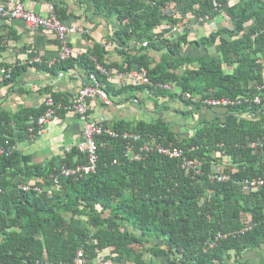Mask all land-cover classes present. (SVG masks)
I'll return each mask as SVG.
<instances>
[{
    "label": "trees",
    "instance_id": "trees-1",
    "mask_svg": "<svg viewBox=\"0 0 264 264\" xmlns=\"http://www.w3.org/2000/svg\"><path fill=\"white\" fill-rule=\"evenodd\" d=\"M44 1L51 2L65 24L61 0ZM90 1L95 17L116 23L113 43L120 65H105L108 53L95 45L91 55L96 62L85 56L51 67L5 65L0 70L11 67V76L0 88L17 83L29 67L56 78L78 63L87 79L95 74L105 85L98 63L121 73L145 69L154 85L174 83L181 94L143 84L135 88L177 99L189 108L187 116L204 108V100L233 104L219 108L220 117L200 121L188 135L178 134L163 117L113 127L139 135L141 140L133 143L137 151L142 144H172L200 174L181 169L179 159L154 152L130 161L125 141L107 135L96 138L105 145L98 147L95 172L78 180L60 175L62 167L87 163V155L76 148L44 164L19 149L0 156V264H74L78 251H83L84 264H94L106 249L112 250V262L129 264H251L246 255L264 251V185L243 192L241 183L264 178V150L248 148L264 139V0ZM223 20L228 25L190 37L192 25ZM175 27L182 28L176 36L167 29ZM133 41L147 46H130ZM103 89L108 96L115 94ZM185 93L197 101L185 100ZM50 95L54 102L62 97ZM254 96L259 104L253 103ZM45 109L44 103L15 112L0 107V147H18L19 140L30 138L29 129ZM220 172L229 180L211 181ZM52 175L58 176V189ZM22 185L41 192H25ZM129 228L140 235H131Z\"/></svg>",
    "mask_w": 264,
    "mask_h": 264
},
{
    "label": "crops",
    "instance_id": "crops-1",
    "mask_svg": "<svg viewBox=\"0 0 264 264\" xmlns=\"http://www.w3.org/2000/svg\"><path fill=\"white\" fill-rule=\"evenodd\" d=\"M12 1L3 0L0 1V5H9ZM21 2L26 10L38 15H47L48 5L51 4L44 0H21ZM61 2L62 9L67 12L65 24L76 29L69 35L72 57L79 59L86 56L95 62L96 59L91 52L93 47L98 45L104 47L108 53L103 60L105 65H120L122 59L115 51L116 49L108 48V45H115L113 43L115 21L95 17L90 0H61ZM194 26L196 25H192ZM203 26L200 27L204 29ZM192 31H194L193 28ZM172 35L176 36L173 33ZM0 37L2 38L0 40V68L5 65L31 63H41L47 67L55 65L51 63L58 58L60 48L52 32L31 29L19 19L0 18ZM152 57L158 59L160 55ZM108 72L109 76L105 80V85L101 84V86L111 88L115 93L108 96L112 104L105 105L100 99H96L90 103L89 112L90 119L102 121L108 129H113L114 125L121 121H152L163 117L166 121L173 123L178 134L188 135L199 125L200 121L220 117L223 113V110L219 108L209 110L204 107L181 119L176 116L180 110L174 103L178 101L177 99L155 97L146 90H138L135 87L142 84L133 81L127 73H121L116 68H110ZM16 82L0 88V107L6 111L15 112L37 108L45 104L47 99L52 98L50 92L62 96L59 102H54L61 113L56 110L55 118L44 125L41 135L19 140L18 149L31 155L34 163L44 164L76 148L82 139L84 123L67 108L68 105L61 101H70L87 83L85 67L78 63L76 67L59 74L56 78L45 71L29 67ZM10 87H13V90L9 89ZM168 105L170 109L166 107ZM184 109L187 110L186 106ZM29 130L37 133V123ZM129 230L131 235L137 237L140 235L137 230L131 228ZM251 254L255 255V261L249 259ZM258 254L259 252L248 253L246 259H249L251 264H262L258 260ZM113 257L111 249L103 250L94 264H129L125 260L112 262Z\"/></svg>",
    "mask_w": 264,
    "mask_h": 264
},
{
    "label": "built area",
    "instance_id": "built-area-1",
    "mask_svg": "<svg viewBox=\"0 0 264 264\" xmlns=\"http://www.w3.org/2000/svg\"><path fill=\"white\" fill-rule=\"evenodd\" d=\"M0 18H12L19 19L24 22L26 26L31 29H41L45 31L52 32L60 48L58 58L53 61L51 64L56 62H62L70 59L73 55L72 49L69 44V35L71 31L76 30L74 27H68L63 24L57 17L55 13V8L52 4L48 5V14L47 15H38L33 12L26 10L21 2V0H13L9 5H0ZM171 30L173 34H179L182 31L181 27L167 28ZM133 47H146V42H131ZM116 45H108L109 49H116ZM94 61V60H93ZM96 62V61H95ZM96 71L101 75L108 77L109 72L102 65L96 63ZM11 76V67L3 68L0 70V83L4 79H8ZM127 76L135 82H138L143 85L154 86L156 89L161 91H170L177 94H181L175 87L174 83L168 82L164 84L154 85L149 78L147 77L146 70H133L127 73ZM185 100H190L196 102L197 100L192 97L190 94L185 93L182 95ZM96 99H100L101 102L105 105H111V100L106 94L105 90L102 88L97 76L91 74L87 83L84 84L77 94L70 99L68 104V109L73 111L81 121L84 123L82 139L77 144L76 149L87 155V163L80 164L72 168L62 167L60 169V175H63L67 178H72L74 180L81 179L85 176L94 173L96 170V165L98 161L97 150L99 146H104V143H98L96 138L102 135H107L111 139H120L122 138L126 143L125 157L130 161H140L143 157V154L154 152L160 156H164L171 159H179L181 161V169L186 172L192 171L194 174H200V171L194 166L193 162L189 160L183 150L174 147L172 144L163 145L161 143L155 144H142L140 147L135 149L133 143L139 142L141 137L137 134L132 133H118L113 129H108L102 123V121H95L90 119V103ZM253 103L259 104L260 98L258 96L253 97ZM239 102V101H238ZM203 104L205 107L209 106L212 108H223L233 104L227 99H218V100H204ZM45 111L41 117L37 120L38 132L34 133V130H29L31 133L30 136L41 135L43 133L44 125L52 121L56 116V110L59 109L54 103L52 98H49L45 101ZM248 148L254 152L262 149L264 150V139H258L257 141H252L248 144ZM18 147L16 145H7L0 147V156H10ZM51 178L54 182V188L58 189L59 182L58 176L52 175ZM211 181L216 182H225L229 180V176L222 172L210 176ZM264 185L263 177H254L245 179L242 183V191L249 192L253 188H259ZM23 191L27 192L31 188L41 192V189L30 185H22L19 187ZM50 193V191L48 192ZM218 238H224L223 235H219ZM213 245H210L212 247ZM74 264H84L83 251H78L74 259Z\"/></svg>",
    "mask_w": 264,
    "mask_h": 264
},
{
    "label": "rangeland",
    "instance_id": "rangeland-1",
    "mask_svg": "<svg viewBox=\"0 0 264 264\" xmlns=\"http://www.w3.org/2000/svg\"><path fill=\"white\" fill-rule=\"evenodd\" d=\"M219 20H221V19H219ZM228 25V22L226 23L224 20L223 21H220V22H211L210 24H205V26H203L204 27V29H202V27H200L201 25H197L196 24V26H194V27H192L193 28V30L194 31H192V33H191V38L192 39H195V38H200L201 36H203L204 34H208L210 31H212V30H215L216 29V27L218 26V25ZM169 31H171V30H169ZM175 103V105L177 106L178 105V107L180 108V110H178V113H176V116L177 117H179V118H181V119H184V118H186L187 117V114H186V112H187V110H189V108H187V110H185L184 109V106L185 105H183L180 101H177V102H174ZM168 109H170V106L168 105V106H166ZM184 125H186V124H184ZM193 132V131H192ZM250 260H254L255 259V255L254 254H251L250 255V258H249ZM258 260L260 261V263H264L263 261H264V251H261V252H259V254H258ZM255 261V260H254ZM258 262V261H257Z\"/></svg>",
    "mask_w": 264,
    "mask_h": 264
}]
</instances>
